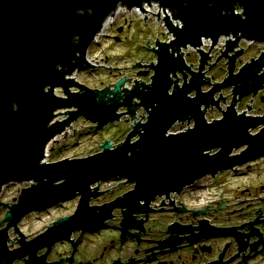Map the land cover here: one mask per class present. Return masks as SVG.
<instances>
[{
  "label": "water",
  "instance_id": "obj_1",
  "mask_svg": "<svg viewBox=\"0 0 264 264\" xmlns=\"http://www.w3.org/2000/svg\"><path fill=\"white\" fill-rule=\"evenodd\" d=\"M145 1L159 2L164 12L168 7L182 23L173 25L165 12L163 19L175 38L162 42L157 37V48L143 45L153 49L156 61L133 66H149L151 83L135 78V84L126 88V74L99 89L67 77L96 66L87 59L88 48L118 5L140 6L143 11ZM222 35L235 37L226 39L225 49L220 48L216 58L228 59L227 75L203 91L202 85L209 83L204 68L215 64L208 62L212 56L208 52ZM203 37L211 38L212 44L208 52L197 48L199 65L194 70L180 48L200 46ZM241 38L264 40V0H0V187L34 181L21 187L18 202L5 212L3 221L8 223L0 230V251L8 228L16 226L24 214L75 194L81 197L73 215L58 218L28 244L49 243L79 227L102 226L116 206L128 207L127 217L139 210L141 199L146 206L155 195L264 156V126L254 135L249 132L264 125V115L235 109L238 99L264 87V51L234 73L236 59L243 53L241 47L234 50ZM147 73L141 70L138 75ZM178 73L183 77L181 85ZM225 87H232V102L221 109L220 118L208 121L204 112L210 106L219 108L222 99L225 102L221 93L215 98ZM55 88H62L65 97L56 95ZM138 105L146 110V121L134 120L132 129L115 145L105 139L100 150L88 156L42 162L49 142L66 126L72 128L70 123L79 117L91 123L89 129L99 130L124 113L134 119ZM121 107L126 111L117 112ZM70 108L65 110L68 117L50 123L56 110ZM185 119L192 120V126L170 132L175 122ZM79 130L73 129L74 133ZM243 146L240 153L232 154ZM105 178L135 181V187L96 213V208L88 206L89 198L97 194L92 185Z\"/></svg>",
  "mask_w": 264,
  "mask_h": 264
},
{
  "label": "flooded vegetation",
  "instance_id": "obj_2",
  "mask_svg": "<svg viewBox=\"0 0 264 264\" xmlns=\"http://www.w3.org/2000/svg\"><path fill=\"white\" fill-rule=\"evenodd\" d=\"M149 75L150 72L147 78ZM263 89L238 99L237 107L240 104L246 107L239 111L263 116L264 95L260 92ZM125 110L121 107L117 112ZM140 110L143 112V108ZM127 115L122 114L118 121L131 120ZM191 121L185 119L174 125L188 127ZM263 126L249 132L254 135ZM128 129L126 134L132 126ZM244 148L234 149L232 154ZM102 181H114L116 187L101 189ZM97 183L92 186L97 194L88 201L96 213L135 187V181L124 178H105ZM19 195L4 201L0 192V230L8 223L3 221L5 212L18 202ZM80 197L75 194L51 207L24 214L16 226L7 230L0 264H264V156L229 170L203 175L178 190L155 195L146 206L141 199L136 206L139 210L127 217L124 213L128 207L116 206L102 226L79 227L49 243L28 244L59 217L45 231L43 228L35 232L24 230V218L31 212H43L70 202L71 210L61 216L69 217Z\"/></svg>",
  "mask_w": 264,
  "mask_h": 264
},
{
  "label": "rangeland",
  "instance_id": "obj_3",
  "mask_svg": "<svg viewBox=\"0 0 264 264\" xmlns=\"http://www.w3.org/2000/svg\"><path fill=\"white\" fill-rule=\"evenodd\" d=\"M151 10L153 12L155 9L152 8ZM237 11L239 12L241 10L237 9ZM145 15H148L150 19L142 20V14H136L135 12L132 14L128 12L118 14L101 35L97 36L96 40L94 39V41L91 42L88 48L87 58L90 60H97V65L100 66L76 71L77 80L93 88L114 83L121 76H125L126 74H128L127 77L131 76V79L136 78L146 81L147 78L145 79V77H147L146 75H148V73L146 75H138V72L146 69L150 72V69L143 66L134 67L133 65L137 61L141 63L145 61L148 63V61L156 60V55L150 50L151 48L147 49L144 46L148 47V44L155 42L157 37L164 39V32H162L163 28L159 23H156V20L153 18V13ZM119 28H121V31H118ZM229 38L235 39L233 35H223L220 36L217 43L211 47L210 54L212 56L208 61L210 63L215 62V64L208 67L210 64L207 63L204 68L206 71L205 76L209 77V83L202 85L203 91L209 90L214 82L222 81V78L227 74L228 59L226 57H221L219 60H216V58L221 54V50L223 51L225 49L226 39ZM211 44V39L208 38L205 41L204 49L208 50ZM240 47L243 48V53L236 59L234 73H236L245 62L248 63L251 57L255 58L264 51V40L262 42H254L241 38L234 50H238ZM185 52H189V54L185 53L184 57L187 59L188 63H193L191 67L196 70L199 58L198 53L194 52L191 48L186 49ZM229 54H232V52ZM106 66L120 68H107ZM179 82H183L180 73ZM210 82H212V84H210ZM55 92L57 94H62L60 88H55ZM260 92L261 95H264V89ZM219 93H221L222 97H225L224 101L226 100L225 102H223V99L220 100V108L224 110L226 104L229 105L232 102L230 99L233 92L231 88L225 87L215 94V98L219 96ZM191 94L194 95V92H191ZM261 95L259 94V96ZM236 108L238 112H242L239 111L241 109H246L243 104L238 105V107L235 104V109ZM221 109L215 106L211 108L210 106L204 112V116L208 121H212L222 115ZM61 110L63 109H60V111ZM247 113L249 114V112ZM66 116L67 114L63 112L59 113L57 118L61 119ZM127 118H130V115H127ZM72 123L73 128L67 132L65 137L62 138L65 134L58 135L55 140L48 144V156L45 157L46 162L63 158L85 157L93 154L100 150L99 145L102 144L105 139L111 140L113 144L122 140L126 135V131L129 130L128 128L131 127V120L127 122H109L99 130L89 129L87 126L91 123L83 117H79ZM192 124L191 121L189 126H192ZM74 128L80 130L74 133ZM186 128V124H177L171 127L170 132H177L178 130H185ZM32 183H34V181L10 182L4 184L1 186V198L4 201H11L18 197L21 192V187H28ZM95 185L96 184L92 186ZM99 186L101 189H112L116 187L114 181H102ZM71 207L72 203L68 202L62 206L49 208V210L43 212H31L28 217L24 218L22 222L23 228L27 232H35L43 228L45 231L47 226H50L58 217L60 218L62 215L68 213ZM1 215L0 213V217Z\"/></svg>",
  "mask_w": 264,
  "mask_h": 264
},
{
  "label": "built area",
  "instance_id": "obj_4",
  "mask_svg": "<svg viewBox=\"0 0 264 264\" xmlns=\"http://www.w3.org/2000/svg\"><path fill=\"white\" fill-rule=\"evenodd\" d=\"M141 6L146 10H141V8H140V6H133V7H131V8H128V7H126V6H124V5H118L117 7H116V9L115 10H117V9H119L120 7H123V10L120 12V13H122V12H128V13H130V14H132L133 12H135L136 14H142V16H141V18H142V20L144 19V16H145V14H152V8H154L155 10L153 11V18L156 20V23H159V25L163 28V30H162V32H164V39H160L159 37H158V40L159 41H162V42H170V40H172V39H174L175 38V36L173 35V33L171 32V31H169V28L167 27V25L165 24V20L163 19V17L167 14L168 15V17H169V19H170V21L173 23V25H178V27H180V26H182V23H181V21L178 19V18H174V17H172V11L168 8V7H164V9H165V12H166V14H165V12L163 11V6H161V5H159V2H157V1H150V4H148V2H143L142 4H141ZM122 9V8H121ZM114 10V11H115ZM158 10H159V17H158V15H157V12H158ZM120 13H118V14H120ZM117 14V15H118ZM117 15H115V16H113V17H111L112 19H111V21H110V23H112L113 21H114V19H115V17L117 16ZM147 16V18H146V20H148V19H150V17L148 16V15H146ZM145 20V19H144ZM177 21V22H176ZM109 23V24H110ZM108 24V25H109ZM107 25V26H108ZM107 26H105L104 28H102V29H104L105 30V28L107 27ZM103 30V31H104ZM102 31V32H103ZM169 31V33H167ZM223 36V35H222ZM96 38H97V35L95 36V40H96ZM208 38H202L201 40H202V44L200 45V46H197V47H194V46H190V45H187L186 47H181L180 48V51H182L183 52V57H184V54L185 53H187V52H185V50L186 49H188V48H191L194 52H197L198 53V55H199V57H200V54H199V51H198V49L197 48H200V49H202L204 52H208V50H209V48H208V50H205L204 49V45H205V42H203L204 40L206 41ZM211 39V38H210ZM211 42H212V40H211ZM214 45V44H213ZM212 45V46H213ZM149 46H151V47H154V48H157V44L155 43V42H152V43H149ZM150 49V48H149ZM150 50H152L153 51V49H150ZM210 50H211V48H210ZM210 50H209V52H208V54L209 55H211L210 54ZM88 59V61L90 62V64H93V65H96V66H94V67H97L98 65H97V60H90L89 58H87ZM184 59H185V62H186V64H188V65H190V63H188V61H187V59L184 57ZM210 59H211V56H210ZM154 61H156V60H151L150 62L148 61V63H146L145 61H143V63H141V64H150L151 62L152 63H154ZM209 62V61H208ZM210 63V62H209ZM193 64V63H192ZM198 65H199V58H198V64H197V67H198ZM143 66H145V65H143ZM94 67H90V68H94ZM107 67V66H106ZM145 67H147V68H149V66H145ZM150 69V68H149ZM194 69V68H193ZM197 69V68H196ZM76 71H78V70H75L71 75H68L67 77H71V78H73L74 77V79L75 80H77V78H76V76H74V73H75V75H76ZM148 73H149V71H148ZM153 74V71L150 69V75L148 76V78L147 77H145V79H146V81L148 80V82H146V81H143L145 84H148V83H151V75ZM181 75V74H180ZM182 76V75H181ZM190 76V75H189ZM188 76V77H189ZM135 78H133V79H131L130 81H127V82H125V84H124V87H126V88H131L132 87V84H135V81H133ZM174 80L176 79V77H174L173 78ZM136 80H139V79H136ZM182 80H183V77H182ZM78 81V80H77ZM129 83H132V84H129ZM177 83L179 84V85H181L182 84V82L180 83L179 82V73H178V75H177ZM211 84H212V82H211ZM61 90H62V88H60ZM99 89H101V88H99ZM71 90H73V91H77V88H75V87H72L71 88ZM54 92H55V89H54ZM55 94L56 95H58V96H64L65 97V94L63 93V90H62V94H57L56 92H55ZM192 95V94H191ZM228 105L226 104V107H227ZM122 108H125V107H122ZM140 108H143V107H140V105H139V108L136 110V113H135V118L134 119H132L131 117V123L133 124L134 123V120H135V122H137L139 119H140V122H145L146 121V117H147V112L145 111V109L143 108V112L140 110ZM71 109H73V108H70V109H63V110H61L62 112H65V110H71ZM126 109V108H125ZM226 109V108H225ZM60 111V109H58V110H56L55 112H54V114H56V115H54V117H53V119L51 120V122L50 123H53L54 121H56V120H58V121H60V120H63L64 118H66V117H68V113H65V114H67V116L66 117H64V118H61V119H59V118H57V116H58V114H59V112H61ZM126 111V110H125ZM236 111H237V113H241V112H238V110H237V108H236ZM145 113L144 114V116L142 117V113ZM243 112V111H242ZM58 113V114H57ZM244 113H246V114H248L247 113V111H244ZM124 114H126L127 115V113H124ZM138 114H141V115H138ZM131 124V126H133ZM70 125L72 126L73 125V123L71 122L70 123ZM189 127V126H188ZM72 128H73V126H72ZM72 128H70L69 126H66L65 127V130L68 132L70 129H72ZM65 130L62 132V133H60V134H58V135H61V134H65L64 132H65ZM184 129H182V130H178L177 132H179V131H183ZM57 135V136H58ZM57 136H55V139H56V137ZM54 139V140H55ZM53 141V140H52ZM51 142V141H50ZM49 142V143H50ZM113 145H115V144H113ZM47 151H48V146L46 147V149H45V152H44V157H43V159H42V162H46V159H45V157H47L48 156V154H47Z\"/></svg>",
  "mask_w": 264,
  "mask_h": 264
},
{
  "label": "bare ground",
  "instance_id": "obj_5",
  "mask_svg": "<svg viewBox=\"0 0 264 264\" xmlns=\"http://www.w3.org/2000/svg\"><path fill=\"white\" fill-rule=\"evenodd\" d=\"M121 8H122V9H121ZM122 10H123V7H120L119 9H117V10L111 12V14H110V15L104 20L102 28H104L105 26H107V25L110 23V21H111V19H112L111 17L117 15V14L120 13ZM102 28H101L100 32L97 34V36L101 35L102 31L104 30V29H102ZM203 42H205V40H204ZM74 76H76L75 73H74Z\"/></svg>",
  "mask_w": 264,
  "mask_h": 264
}]
</instances>
